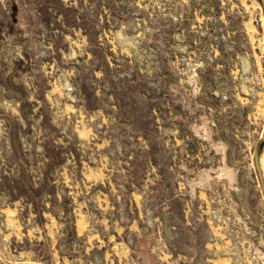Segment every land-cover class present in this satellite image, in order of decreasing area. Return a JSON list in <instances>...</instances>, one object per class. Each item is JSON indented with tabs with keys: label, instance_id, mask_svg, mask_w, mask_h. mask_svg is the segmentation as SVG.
<instances>
[{
	"label": "rangeland",
	"instance_id": "rangeland-1",
	"mask_svg": "<svg viewBox=\"0 0 264 264\" xmlns=\"http://www.w3.org/2000/svg\"><path fill=\"white\" fill-rule=\"evenodd\" d=\"M16 1L21 10L12 23L9 0H0V264H143V260L159 264H264V212L256 219L251 207L248 212L244 207L242 215L234 216L230 209L227 217L217 218L206 202L191 201L192 223L203 234L198 242L214 245L204 250L183 239L173 243L167 239V225L160 217L163 202L147 185L154 176L156 160L146 148L128 103L131 99L141 102L139 95L151 88L174 93L156 80L143 78L138 86L140 79L130 81V73L117 74L119 69L142 68L139 55L147 57L148 69H161L158 53L167 49L153 42L157 38L129 42L134 65L113 68L110 64L116 50L110 52L106 42L114 41L102 32L96 37L89 22L102 29L108 25L93 16L88 2L82 0L83 6H79L77 0L75 5L70 4L72 0H52L55 10L49 0ZM128 6L119 17H141ZM147 19L148 31L151 33L152 27L159 32L156 21H151V26ZM196 25V45L199 41L216 42L222 55L219 59H225L227 47L219 38L221 31L216 28L212 37L202 22L197 20ZM163 43L176 49L174 43ZM256 47L261 48V43ZM210 48L195 47L187 58H180V65L187 60V68L197 69L199 76L198 70L211 69V60L217 56ZM98 69L106 72L97 76ZM60 72L76 87L78 105L65 99ZM118 82L123 88L116 87ZM100 83L101 89L96 91ZM110 131L116 137L127 135L143 160L134 158L133 150L124 153L130 145L123 139L124 158L108 156L113 139ZM192 132L206 138L196 128ZM206 141L211 145L209 139ZM146 209L154 223L152 231L145 225ZM136 229H146L157 241L152 238L150 247H139L141 240L133 242V236L140 234Z\"/></svg>",
	"mask_w": 264,
	"mask_h": 264
},
{
	"label": "crops",
	"instance_id": "crops-1",
	"mask_svg": "<svg viewBox=\"0 0 264 264\" xmlns=\"http://www.w3.org/2000/svg\"><path fill=\"white\" fill-rule=\"evenodd\" d=\"M72 1L70 4L75 5V0ZM49 2L56 10L55 2ZM84 2L92 5L94 17L108 25L102 29L99 24L89 22L96 31V37L100 38L105 33L104 36L114 41V44L106 42L109 47L105 44L110 52L116 50L109 63L113 68L121 64L128 67L134 65L129 42L139 44L140 41L146 42L148 38L156 37L169 45L178 43L172 44L176 49H186L185 54L164 50L162 53L166 57L159 52L161 69H148L147 57L139 55L142 68L119 69L117 73H130V81L140 79L138 86L143 78L156 80L174 93L176 105L164 90L155 88L140 94L141 102L131 99L128 103L139 122L146 148L152 151L156 160L154 176L147 185L153 196L161 197L163 202L160 217L167 225V239L172 243L183 239L204 250L214 245V242H205L204 239V243L198 242L203 238L198 236L203 234L192 223L194 214L191 201L206 202L217 218L227 217L230 209L233 215H242L245 213L244 207L246 212L251 207L257 219L260 212H264V201L254 172L252 154L234 152L230 148L247 149L249 142L245 139L253 138L257 142L261 169L264 170V0ZM128 5H131L130 9L137 10L141 17L134 14H129L125 19L119 17L127 11ZM16 7L15 10L19 12L20 6ZM145 17L151 26V21H156L159 32L152 31V27L151 33L148 31ZM197 20L203 23L207 29L205 32L212 37H215L216 28L221 31L219 38L227 47L225 59H219L222 55L216 42L199 41L200 44L196 45L194 32L198 30L195 29ZM98 32L102 33L99 35ZM139 32L141 37L138 36ZM258 42L261 48L256 47ZM197 46H209L217 52V56L211 60V69L198 70L199 76L197 69L187 68V60L186 64L180 65V58H187ZM210 57H213L212 54ZM98 70L97 76L106 72V69ZM229 85L234 89L236 100L245 115L232 99ZM117 86L123 88L121 82L116 83ZM100 89L101 83L96 85V91ZM185 121L192 123V127ZM193 128L209 139L211 145L200 141L192 132ZM212 145L223 148L212 149ZM160 217L155 216L159 229ZM208 227L211 229L210 225ZM137 232L140 234L134 232L137 235L133 236V242L136 244L141 240L139 247L157 241V237H151L146 229ZM207 239L210 240L211 236ZM125 244L128 246L127 241ZM143 261V264H159L151 260Z\"/></svg>",
	"mask_w": 264,
	"mask_h": 264
},
{
	"label": "water",
	"instance_id": "water-1",
	"mask_svg": "<svg viewBox=\"0 0 264 264\" xmlns=\"http://www.w3.org/2000/svg\"><path fill=\"white\" fill-rule=\"evenodd\" d=\"M79 6H83V1L82 0H77ZM12 23H15L16 21L14 19H11ZM153 42L157 44V46L165 48L167 50H172V51H176V52H180L181 54H185L186 53V49H172L169 46L165 45L163 42L158 41L157 39L153 38ZM202 49H204V47H200ZM60 79L63 85V90L65 92V99L68 102H72L75 105H78L79 100H78V96H77V89L76 87L68 80L67 76L63 73L60 72ZM146 84H150L149 81H146ZM167 92V94L170 96V99L173 101V103L176 105V101L174 98V95H172L169 91L165 90ZM229 91L231 94L232 99L234 100L235 104L239 107L241 113L243 115H245L244 110L242 109L241 105L237 102L236 97L234 95V90L233 88L229 85ZM105 110H108L107 107H105ZM114 115H116V112H113ZM118 115L120 116V121H124L125 119L123 118L121 111H119ZM249 124V123H248ZM250 125V124H249ZM98 127L100 128L101 126L98 125ZM127 133L129 132L127 130V128L125 127V125L122 127ZM110 134L113 136L112 139V147L110 149H107V154L108 156H110L112 159H114L115 154H117L119 157L124 158L122 155V146H121V140L123 139L126 143H128L130 146L128 147L129 149L124 150L125 154L129 153V150H133L134 151V155L133 157H137L139 160H143V156L136 154V152H138L136 150L135 145L133 144L132 140L126 135V136H115L113 131H110ZM201 140H203L204 142L206 141V138L198 136ZM245 140H247L249 142V147L247 149H239V148H235L232 147L230 148L231 150H233L234 152L239 151V152H250L252 154V160H253V167H254V172L256 174V177L259 181V185H260V190H261V194H262V198L264 201V177L262 174V169L260 166V161H259V155H258V148H257V142L256 140H254L253 138H246ZM215 148H223L222 146H217ZM227 148V147H226ZM117 205L119 207V209L121 208V204L120 201L117 200ZM118 214L121 213V210L117 211ZM146 214V219H145V225L148 227L149 230H154V223L152 220V216L150 213V210L146 209L145 211Z\"/></svg>",
	"mask_w": 264,
	"mask_h": 264
},
{
	"label": "flooded vegetation",
	"instance_id": "flooded-vegetation-1",
	"mask_svg": "<svg viewBox=\"0 0 264 264\" xmlns=\"http://www.w3.org/2000/svg\"><path fill=\"white\" fill-rule=\"evenodd\" d=\"M10 3V17L11 19H14L15 21L17 20V16H18V11L15 10L17 9V1L16 0H9Z\"/></svg>",
	"mask_w": 264,
	"mask_h": 264
}]
</instances>
